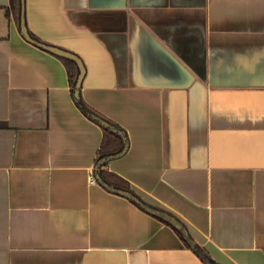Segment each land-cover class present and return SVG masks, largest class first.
<instances>
[{"label":"crops","instance_id":"obj_1","mask_svg":"<svg viewBox=\"0 0 264 264\" xmlns=\"http://www.w3.org/2000/svg\"><path fill=\"white\" fill-rule=\"evenodd\" d=\"M9 3L0 0V264H206L99 182L101 127ZM23 13L28 33L81 59V98L125 134L104 170L216 263L264 264V0H23Z\"/></svg>","mask_w":264,"mask_h":264},{"label":"trees","instance_id":"obj_2","mask_svg":"<svg viewBox=\"0 0 264 264\" xmlns=\"http://www.w3.org/2000/svg\"><path fill=\"white\" fill-rule=\"evenodd\" d=\"M11 10L14 12L17 16V20L20 22V0H10L9 7L7 11ZM29 35L35 39L38 42H42L36 37H34L32 34L29 33ZM43 43V42H42ZM48 52V51H47ZM51 53V52H49ZM52 55L59 58L65 65L68 73V78L71 86V95L73 97V100L76 104V106L81 110V112L90 120L97 123L102 131H103V137L102 142L99 147L97 158H96V169L95 174L96 177L101 179V183H103L105 186H108L110 188L116 189L118 191H130L127 183L116 176L107 173V171L104 170V167L106 166L107 162L114 157H117L121 155L126 147L127 143L125 140V134L123 131L118 127L117 124L113 123L109 119L105 118L101 114H99L97 111L89 107L84 100L80 96V89H79V96L76 98L74 96V84L75 80L78 74V67L76 63L68 58L61 57L58 55H55L51 53ZM100 121L105 122L107 125H103L100 123ZM107 187V188H108ZM137 203V202H136ZM139 204V203H137ZM153 216L158 218L159 220L163 221L164 223L170 225L175 232L179 235V237L185 242V244L194 251V253L206 264H218L215 261H213L206 250L198 245L197 243H190L183 235V232L181 229L177 228L175 225H173L168 220L164 219L163 217L150 212ZM179 221V220H178ZM180 222V221H179ZM181 223V222H180ZM182 224V223H181ZM191 238V237H190ZM192 240V238H191Z\"/></svg>","mask_w":264,"mask_h":264},{"label":"water","instance_id":"obj_3","mask_svg":"<svg viewBox=\"0 0 264 264\" xmlns=\"http://www.w3.org/2000/svg\"><path fill=\"white\" fill-rule=\"evenodd\" d=\"M19 27H20V33L22 34V36L28 42L33 43V44L37 45L38 47H40V48H42V49H44V50H46L48 52H51V53H53L55 55L71 59V60H73L76 63V65L78 67V74H77V77H76V80H75V84H74V96L77 98L79 96V89L81 87V82H82V79H83V76H84V72H85V69H84V66H83V63H82L81 59L78 56H76L75 54H73V53H71L69 51H66L64 49H61L59 47H55V46L48 45V44H45V43H42V42H38V41H36L35 39H33L29 35V33L27 31V28H26V25H25V20H24L23 0H20V22H19ZM100 123H102L103 125H107L103 121H100ZM98 180H99V182H101V179L98 178ZM122 194L127 195L128 197L134 199L139 204H141L143 207H145V209H147L148 211H150L152 213H155V214L163 217L164 219L168 220L169 222H171L177 228L182 230L184 237L190 243H192V244L195 243L193 240H191L190 235L187 232V230L184 228V226L175 217H173V216H171V215H169V214H167L165 212H162L160 210H157V209H154L152 207L144 205L142 202H140L136 197H134L129 192H122Z\"/></svg>","mask_w":264,"mask_h":264},{"label":"built area","instance_id":"obj_4","mask_svg":"<svg viewBox=\"0 0 264 264\" xmlns=\"http://www.w3.org/2000/svg\"><path fill=\"white\" fill-rule=\"evenodd\" d=\"M93 182H94V179L91 178V179H90V183H93Z\"/></svg>","mask_w":264,"mask_h":264}]
</instances>
